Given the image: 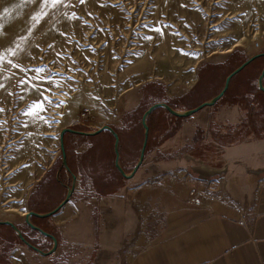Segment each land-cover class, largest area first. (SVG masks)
<instances>
[{
    "label": "rangeland",
    "instance_id": "374dc122",
    "mask_svg": "<svg viewBox=\"0 0 264 264\" xmlns=\"http://www.w3.org/2000/svg\"><path fill=\"white\" fill-rule=\"evenodd\" d=\"M262 52L264 0H0V221L13 223L35 247L50 252L53 242L32 230L25 217L31 212V197L40 214H47L65 200L74 184L62 163L63 130L95 132L110 126L121 131L123 164L130 174L144 142L142 118L152 105L166 103L186 112L208 102L224 88L229 74V65L217 68L216 64L226 63L234 53L236 63ZM206 65L211 66L202 70ZM199 80L202 96L187 98ZM248 82L249 78L240 86ZM170 89L173 98L167 94ZM42 99L45 110L28 114ZM226 104L222 100L195 115ZM189 119L157 112L150 120L154 137L144 159L149 162V176L128 180L125 187L140 194L135 198L140 224L129 238L132 244H125L119 254L109 256L95 246L84 262H74L66 252L45 257L11 243L8 229L0 228V264H12L18 246L27 257L47 258L51 264H125L130 254L160 240L171 222V210L181 204L183 190L175 173L159 172L151 163L177 159L179 141L167 142ZM209 130L220 134L221 127L211 123ZM205 131L197 128L181 151L207 165L219 164L223 146L213 144ZM88 139L66 134L64 145L80 172L79 190L95 195L91 175L107 173L113 180L115 159L103 139L88 156L92 148ZM164 145L168 146L162 149ZM59 167L65 188L48 179ZM37 182L33 192L31 186ZM101 218L103 214L94 213L95 233L100 235L107 227L98 226ZM51 221L31 218L59 240V230Z\"/></svg>",
    "mask_w": 264,
    "mask_h": 264
},
{
    "label": "crops",
    "instance_id": "0c3cea01",
    "mask_svg": "<svg viewBox=\"0 0 264 264\" xmlns=\"http://www.w3.org/2000/svg\"><path fill=\"white\" fill-rule=\"evenodd\" d=\"M254 56H247V60ZM246 79V76L241 79L239 88H244L240 85ZM262 82L264 86V78ZM253 83L256 90L247 95L246 110L235 102L215 112L191 116V119L184 121L177 135L167 142L179 141L177 159L151 163L159 172L175 173L183 190L181 204L171 210L168 217L171 222L163 230L161 239L130 254L125 264H264V138L256 139L257 136L264 137V106L255 103L256 91L260 90L259 78ZM170 90L167 94L173 98V89ZM248 106L252 109L247 110ZM211 123L221 127L220 134L211 133ZM197 128L207 130L206 136L212 137L211 142L216 145L221 144L214 137L221 139V134L226 139L227 136L246 139L237 144L222 145L219 164L207 165L181 151ZM256 130L260 134L254 133ZM152 156H155V152ZM148 165L149 162H143L134 177L129 179L130 182L140 181L144 175L149 176ZM38 182L31 186L33 192H37ZM79 182L76 176L71 200L50 217L59 230V240L40 226L37 227L57 239L58 249L54 256L66 252V256L74 262H84L95 246L106 255L119 254L125 244H132L129 238L139 228V214L135 207L139 192L134 194V190L123 188L109 196L83 195ZM195 199L200 202L198 206L193 203ZM95 212L103 214L98 226H107L103 227L98 241L95 238L97 224L93 219ZM115 234L119 236L109 246ZM20 247H15L12 264H51L46 263L47 258L27 257Z\"/></svg>",
    "mask_w": 264,
    "mask_h": 264
},
{
    "label": "trees",
    "instance_id": "16d2710c",
    "mask_svg": "<svg viewBox=\"0 0 264 264\" xmlns=\"http://www.w3.org/2000/svg\"><path fill=\"white\" fill-rule=\"evenodd\" d=\"M236 56H237V53H234V54H232L230 56V58L227 60V62L225 61L226 63L216 64L217 68H221V67L227 68L228 65H229V74H228V76H229L238 67H240L245 61H247V59L243 57L242 60L236 61V63H235ZM210 66L211 65H206L202 70L205 71L206 68L207 67L210 68ZM263 69H264V57H259L256 60H254L248 67H246L239 75H237L236 77H234L231 80L227 92L225 93V95L223 96V98L220 101L223 100V101L227 102V104H228V102L229 103H232V104L235 103V102H238L241 105H243V108H245V110H246L245 104L248 103L247 95L256 90V86L253 84V82L256 81L259 78V76L261 75ZM244 76H246L247 78H249L250 82L247 83L248 86H245L244 88H239L238 87L239 82L241 81V79H243ZM201 84H202V80H199V83L197 84V86L195 87V89L191 92V94H189L187 96V98H189V97H197V98H200L202 96V94L200 92V88H199L201 86ZM221 91L217 95H219L221 93ZM255 99H256L255 100V103H257V104H259L261 106H264V93L262 91H260V90H257L256 91ZM205 102H203V103H205ZM202 104H200V105H202ZM200 105H198V106H200ZM169 106L174 109V107L172 105H169ZM197 107L191 108V110L192 109H195ZM250 109H252V107H249L248 106L247 110H250ZM157 112L166 113V111L164 109H157V110H155L148 117L147 124H148V126L150 128V131H149V140H148L147 147L150 145V143L152 141V138L154 137V135H153V132L154 131H153V127H152V124H151L150 120L152 119L153 115H155ZM254 128H256V127H254ZM115 131L119 135V151H120V159H119V162H120L122 168L126 172V168H125V166L123 164L124 153H126L125 148H124L125 147L124 146V142H123L124 141V138L122 137L121 131L116 130V129H115ZM254 133L260 134L257 130ZM221 135L223 136V138H221V139L220 138H217V137H214L215 141L217 143L221 144V145L237 144V143L242 142L243 140L246 139V138L243 139V138H239V137H232L231 138L229 136H227V139H226V136H224L223 134H221ZM263 138L264 137H262V136H257L256 137V139H258V140H262ZM99 139H103L106 142H109V144L112 147V155L114 156V159L116 161L115 139H114V137L109 132H103V133H101L99 135L90 137L88 139L89 140V143L92 146V148H90L89 153L87 155L88 156L91 155V152L94 150V148L96 146L94 144ZM115 161H114V167H112V169H111L113 171V173H114V176H115V178L113 180H110L107 177V175H106L107 173L106 174L103 173L102 175H100L99 173H96L95 172V173H93L91 175L92 182H93V188H94V190H96L97 194L100 195V196H109V195L118 193V191L120 189H123V188L126 187V184H127L128 180L125 179V178H123L120 175V173L118 172V170H117V168L115 166ZM67 162H68V166H69V169H70L69 173L72 175V177L73 176H77L80 172H79L78 168L76 167L74 158H72V156L69 153H67ZM95 171H98V170H95ZM48 179L51 180V182H53V184H55L56 187L59 186L61 188H65V186H66L65 185V182H64V172H63V168L62 167H59L57 169V171H56V168L53 169L51 171V175H49V178ZM111 182H113V185L114 186L116 185V187L114 189H111V187H110V185H112ZM33 195H35V193ZM28 205H29L30 211L36 212V213H39V214L42 213L41 210L39 209V206L37 207V205L34 204V201L32 200V197L29 199ZM56 208L57 207H55L54 209H56ZM32 219L35 222L36 221H44V219H39V218H36V217H32ZM0 228L8 229V232L7 233L9 235L10 239H11L10 240L11 243H19L21 245H24V243L20 240V238L17 236V234L11 229V227L0 225ZM95 237H96V239L98 241L99 240V237H100V232L95 233ZM30 244H32V243H30ZM2 256L3 255H0V258H2ZM0 261H1V259H0Z\"/></svg>",
    "mask_w": 264,
    "mask_h": 264
},
{
    "label": "water",
    "instance_id": "95a60500",
    "mask_svg": "<svg viewBox=\"0 0 264 264\" xmlns=\"http://www.w3.org/2000/svg\"><path fill=\"white\" fill-rule=\"evenodd\" d=\"M264 56V53L262 54H258L254 57H252L251 59L245 61L240 67H238L234 72H232L226 79L225 81V85L223 90L221 91V93L219 95H217L215 98H213L212 100L203 103L202 105L198 106L195 109L192 110H188L186 112H178L176 110H174L172 107H170L168 104L166 103H156L154 105H152L143 115L142 118V126L144 128V142H143V146L141 149V153H140V157H139V161L135 167V169L133 170V172H131L130 174H127L125 172V170L122 168L119 159H120V151H119V135L118 133L115 131V129H113L110 126H104L102 129L95 131V132H80V131H76V130H72V129H65L62 131L61 133V151H62V163L65 167V169L69 172V166H68V162H67V153H66V149H65V145H64V137L66 134H74V135H79V136H84L87 138L99 135L103 132H109L115 139V154H116V161H115V166L118 170V172L120 173V175L129 180L132 177H134V175L136 174V172L139 170V168L142 166L144 159H145V155H146V149H147V144H148V140H149V131L150 128L147 124V119L148 117L157 109H164L168 114H170L173 117L176 118H180V119H186L189 118L195 114H197L198 112L202 111L205 108H209V107H213L215 106L225 95V93L227 92L230 82L231 80L237 76L238 74H240L246 67H248L254 60H256L257 58ZM263 78H264V69L259 77V89L261 91L264 92V86H263ZM73 179H76V176H73ZM75 191V186L73 184L72 188L69 189L67 196L65 198V200L53 211L47 213V214H39L36 212H28L26 214L25 217V222L26 224L34 231L41 233L43 236L51 238V240L53 241V248L50 252L45 253L43 252L41 249L33 246L32 244H30L25 237L23 236V233L20 231V229L14 225L13 223L9 222V221H4L1 222L0 221V225L3 226H9L11 227V229L17 234V236L20 238V240L24 243V245H26L27 247H29L31 250L45 256L48 257L50 255H52L57 249H58V241L54 236L49 235L48 233H46L45 231H43L42 229L38 228L37 226H35L32 222H31V218L32 217H36V218H41V219H46V218H50L52 216H54L55 214H57L72 198L73 194Z\"/></svg>",
    "mask_w": 264,
    "mask_h": 264
},
{
    "label": "snow or ice",
    "instance_id": "6c2138e0",
    "mask_svg": "<svg viewBox=\"0 0 264 264\" xmlns=\"http://www.w3.org/2000/svg\"><path fill=\"white\" fill-rule=\"evenodd\" d=\"M47 2V0H46ZM52 3H57L58 0H51ZM81 2H83V0H81ZM44 109V100H40V101H36L33 106L32 109L30 110V112L28 114H39L40 112H43ZM0 111H2V109H0Z\"/></svg>",
    "mask_w": 264,
    "mask_h": 264
},
{
    "label": "built area",
    "instance_id": "2783aa9c",
    "mask_svg": "<svg viewBox=\"0 0 264 264\" xmlns=\"http://www.w3.org/2000/svg\"><path fill=\"white\" fill-rule=\"evenodd\" d=\"M193 203H194L195 205H197V206L200 204V202H199L198 200H196V199L193 200Z\"/></svg>",
    "mask_w": 264,
    "mask_h": 264
}]
</instances>
